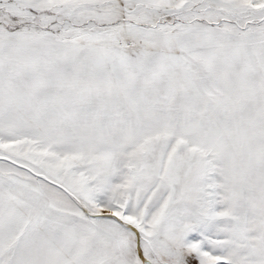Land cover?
I'll return each instance as SVG.
<instances>
[{"label": "snow or ice", "instance_id": "obj_1", "mask_svg": "<svg viewBox=\"0 0 264 264\" xmlns=\"http://www.w3.org/2000/svg\"><path fill=\"white\" fill-rule=\"evenodd\" d=\"M0 264H264V0H0Z\"/></svg>", "mask_w": 264, "mask_h": 264}]
</instances>
